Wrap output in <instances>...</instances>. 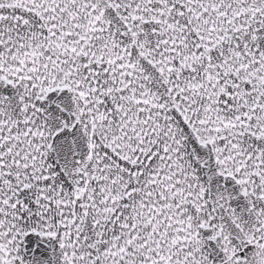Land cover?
<instances>
[{
	"label": "snow or ice",
	"instance_id": "snow-or-ice-1",
	"mask_svg": "<svg viewBox=\"0 0 264 264\" xmlns=\"http://www.w3.org/2000/svg\"><path fill=\"white\" fill-rule=\"evenodd\" d=\"M0 264H264V0H0Z\"/></svg>",
	"mask_w": 264,
	"mask_h": 264
}]
</instances>
